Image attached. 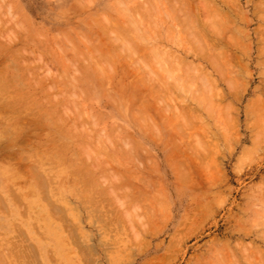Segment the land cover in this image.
Instances as JSON below:
<instances>
[{
	"label": "rangeland",
	"instance_id": "374dc122",
	"mask_svg": "<svg viewBox=\"0 0 264 264\" xmlns=\"http://www.w3.org/2000/svg\"><path fill=\"white\" fill-rule=\"evenodd\" d=\"M0 263L264 264V0H0Z\"/></svg>",
	"mask_w": 264,
	"mask_h": 264
},
{
	"label": "bare ground",
	"instance_id": "6f19581e",
	"mask_svg": "<svg viewBox=\"0 0 264 264\" xmlns=\"http://www.w3.org/2000/svg\"><path fill=\"white\" fill-rule=\"evenodd\" d=\"M120 1V0H119ZM143 1V0H142ZM116 2H117V0H116ZM186 3V2H185ZM160 4V3H159ZM117 5H119V4H117ZM230 5V4H229ZM120 6V5H119ZM123 7V6H122ZM188 8V7H187ZM122 9H124V8H122ZM231 9V8H230ZM149 10H150V8H149ZM128 15V14H127ZM126 15V16H127ZM148 15V14H147ZM130 17H131V15H130ZM129 19V18H128ZM132 19V18H131ZM134 20V19H133ZM130 21V20H129ZM187 22V21H186ZM130 23V22H129ZM132 23V22H131ZM207 23V22H206ZM134 25V24H133ZM136 25V24H135ZM214 25V24H213ZM203 32V31H202ZM138 34V33H137ZM198 35V34H197ZM119 37V36H118ZM117 37V38H118ZM201 37V36H200ZM125 38V37H124ZM198 40V39H197ZM126 43V42H125ZM202 44V43H201ZM124 47V46H123ZM122 47V48H123ZM126 47V46H125ZM131 47V46H130ZM204 47H206V46H204ZM130 48H128V50H129ZM203 49V48H202ZM120 50V49H119ZM228 50V49H227ZM208 52V51H207ZM223 52V51H222ZM134 53V52H133ZM154 54V53H153ZM229 54H230V52H229ZM210 56V55H209ZM223 56V55H222ZM232 56V55H231ZM157 57V56H156ZM234 57V56H233ZM236 57V56H235ZM157 60V59H156ZM216 61V60H215ZM214 61V62H215ZM145 62V61H144ZM237 62V61H236ZM142 64V63H141ZM159 64V63H158ZM221 64V63H220ZM188 66V65H187ZM214 66V65H213ZM144 68V67H143ZM176 68V67H175ZM182 68V67H181ZM166 69V68H165ZM162 70V69H161ZM167 70V69H166ZM189 70V69H188ZM176 71V70H175ZM149 72V71H148ZM187 72V71H186ZM153 73V72H152ZM188 74V73H187ZM190 74V73H189ZM155 75V74H154ZM146 76V75H145ZM149 76V75H148ZM153 77V76H152ZM156 78H157V76H156ZM152 80V79H151ZM164 88V87H163ZM184 113V112H183ZM7 131V130H6ZM63 149V148H62ZM61 153V152H60ZM59 153V154H60ZM64 155V154H63ZM44 158V157H43ZM61 159V158H60ZM40 162V161H39ZM37 168V167H36ZM35 168V169H36ZM34 169V170H35ZM35 172V171H34ZM37 172V171H36ZM42 173V172H41ZM39 175V174H38ZM37 175V176H38ZM51 178V177H50ZM41 179V178H40ZM42 179H43V175H42ZM37 182V181H36ZM44 182H46V181H44ZM46 184V183H45ZM44 184V185H45ZM41 188V187H40ZM48 188V187H47ZM46 188V189H47ZM45 190V189H44ZM59 191V190H58ZM55 193V192H54ZM59 195V194H58ZM18 197V196H17ZM49 197V196H48ZM2 198V197H1ZM83 198V197H82ZM4 200V199H3ZM19 202V201H18ZM4 204V203H3ZM27 206V205H26ZM51 206V205H50ZM61 206V205H60ZM3 207H4V205H3ZM9 207V206H8ZM13 207V206H12ZM53 207V206H52ZM56 207V206H55ZM59 207V206H58ZM7 208V207H6ZM60 208H62V207H60ZM77 208V207H76ZM16 209V208H15ZM55 209V208H54ZM58 209V208H57ZM56 210V209H55ZM9 211V210H8ZM12 211V210H11ZM60 210L58 209V212H59ZM80 212V211H79ZM10 213V212H9ZM62 214V213H61ZM56 215V214H55ZM58 217H59V214H58ZM62 218V217H61ZM41 220H43V219H41ZM71 221V220H70ZM46 222V221H45ZM64 222V221H63ZM36 223V222H35ZM48 223V222H47ZM50 225H51V223H50ZM61 225V224H60ZM71 225V224H70ZM43 226H44V224H43ZM46 228V227H45ZM53 232V231H52ZM71 234V233H70ZM42 235V234H41ZM71 236V235H70ZM44 239V238H43ZM8 250V249H7ZM52 250V249H51ZM89 250V249H88ZM52 256H53V254H52ZM56 258V257H55ZM54 261H56V260H54ZM1 264V263H0Z\"/></svg>",
	"mask_w": 264,
	"mask_h": 264
}]
</instances>
